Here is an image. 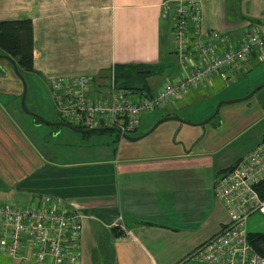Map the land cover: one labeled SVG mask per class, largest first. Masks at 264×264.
I'll return each instance as SVG.
<instances>
[{
	"label": "crops",
	"instance_id": "0c3cea01",
	"mask_svg": "<svg viewBox=\"0 0 264 264\" xmlns=\"http://www.w3.org/2000/svg\"><path fill=\"white\" fill-rule=\"evenodd\" d=\"M165 1L0 0V20L30 19L34 71L29 73L45 86L54 77L87 75L95 83L89 93H95L108 84L114 65L160 63L161 76L148 78L154 94L180 71L172 43L173 11H165ZM200 4L203 28L225 33L233 43L242 38L249 22L264 34V0ZM256 59L251 57L249 67ZM0 66V95L10 90L16 96L12 67ZM196 89L190 93H198ZM237 109H232L233 115L229 110L219 127L205 126L197 143L185 151L155 152L162 144L143 154L112 157L108 147L98 143L87 150L69 141L77 150L58 161L49 151L39 154L30 139L42 126L13 103L8 108L0 101V177L8 178L17 191H34L31 201L49 192L82 212L78 264H204L192 252L228 221L214 196V180L261 141L237 142L247 130ZM69 131L79 133L69 127L58 129V135L68 136ZM11 199L0 190V201ZM0 264L30 263L0 254Z\"/></svg>",
	"mask_w": 264,
	"mask_h": 264
},
{
	"label": "built area",
	"instance_id": "2783aa9c",
	"mask_svg": "<svg viewBox=\"0 0 264 264\" xmlns=\"http://www.w3.org/2000/svg\"><path fill=\"white\" fill-rule=\"evenodd\" d=\"M164 8L173 11L172 43L179 73L168 77L151 96L117 88L113 71L109 83L95 93H89L95 83L87 75L51 78L48 87L59 118L83 129L107 127L120 137L132 135L144 113L174 105L213 76L230 80L249 68L252 56L264 58V34L256 24L249 22L242 38L233 43L225 33L203 28L200 0H166ZM263 177L261 140L230 170L216 176L213 193L228 221L200 243L192 257L204 264H264V255L248 241L246 226L251 214L264 213V200L255 188ZM32 202L16 207L13 202L0 201V254L24 258L30 264L80 263L82 212L49 192H40Z\"/></svg>",
	"mask_w": 264,
	"mask_h": 264
},
{
	"label": "rangeland",
	"instance_id": "374dc122",
	"mask_svg": "<svg viewBox=\"0 0 264 264\" xmlns=\"http://www.w3.org/2000/svg\"><path fill=\"white\" fill-rule=\"evenodd\" d=\"M0 64H7L12 67L6 59L1 57ZM0 69L2 70L1 66ZM11 69V76L17 83L16 96L10 90L1 91L4 95H0V101L8 108L13 103L23 116L31 118L35 122V118L25 113L21 108L20 99L23 83L13 67ZM1 73H4V70ZM21 75L26 84L25 104L27 108L35 111L45 120L56 121V109L48 86H45L42 81L29 72L23 71ZM160 76L154 75L151 78L157 80ZM34 80H37V82L35 83ZM262 83H264V58L256 59L254 63L250 64L248 70H244L243 73L242 71L239 72L230 80L214 78L204 85L197 86L196 91L198 93L191 94L190 92L195 90L191 89L187 98L177 100L174 105H169L164 110L157 109L144 113L141 116L139 127L134 132L136 135L142 133L140 134L142 136L136 141H130L123 137H120V140H115L116 133L110 130L105 131L103 134L93 133L94 135L69 131L68 136H60L58 135V129L69 127L45 125L41 121L34 123L42 127H37L38 130H34L35 133L30 136V139L37 146L39 154L43 155V153L49 151L53 158L59 159L58 161L66 160L64 158L66 152L72 154L77 150L73 144L86 146L87 150H90L92 143H98L97 146L99 145V147H108L112 157L123 152L143 154L149 152L153 146L162 144L163 147L155 152L185 151L197 143V139L203 133L205 126H208L206 128L219 127L220 124L224 123V116L228 115V111L238 108L237 113L242 115H237V117L241 123L247 126V130L237 142L239 144L246 143L254 138L259 139L264 129V86L251 94L252 90ZM5 88L8 89V87ZM11 99L12 102H10ZM217 106L219 108L218 112L214 114ZM170 111L174 115L160 122L151 132L147 133L156 121ZM235 112L234 110L229 111V115H233ZM41 128L46 131L43 133ZM203 137H205V134ZM238 143L234 144L238 145ZM9 184L8 178L0 177V190L6 191L12 197L10 202H13L16 207L29 206L33 203L31 195L35 193L34 191H17ZM247 230L249 232H264V213L251 214L247 220Z\"/></svg>",
	"mask_w": 264,
	"mask_h": 264
},
{
	"label": "trees",
	"instance_id": "16d2710c",
	"mask_svg": "<svg viewBox=\"0 0 264 264\" xmlns=\"http://www.w3.org/2000/svg\"><path fill=\"white\" fill-rule=\"evenodd\" d=\"M0 52L14 59L20 73L23 74V71H34L33 32L30 19L0 20ZM161 67H163V65L160 63L149 65H114L112 70L114 83L117 88L130 90L136 93L143 92L151 96L153 93L149 91L148 78L152 75L159 74L161 72ZM163 116H171V113L166 112ZM35 120L39 121L37 119ZM56 121L64 122L59 117H57ZM73 127L79 129L77 126ZM105 131L96 130L88 134H103ZM110 131L115 132L113 128H110ZM115 136V140L120 139L118 133H116ZM261 140H264V129ZM234 165L228 167L224 171L230 170ZM255 188L259 197L264 200V177L256 184ZM248 241L257 252L264 255V232H248Z\"/></svg>",
	"mask_w": 264,
	"mask_h": 264
},
{
	"label": "water",
	"instance_id": "95a60500",
	"mask_svg": "<svg viewBox=\"0 0 264 264\" xmlns=\"http://www.w3.org/2000/svg\"><path fill=\"white\" fill-rule=\"evenodd\" d=\"M0 57L1 58H5L6 60H8L11 64H12V67H13V69H14V71H15V73L20 77V79L22 80V83H23V91H22V94H21V99H20V105H21V108H22V110L25 112V113H27V114H30V115H32L34 118H36L37 120H39V121H41L42 123H44V124H47V125H61V126H69V127H71L72 129H74L76 132H79V133H89V132H91V131H96V130H100V131H105V130H110V128H107V127H102V128H100V127H97V128H86V129H83V128H79V129H77V128H74L73 126H71V125H68L66 122H58V121H48V120H45L43 117H41L39 114H37V113H35V111H32V110H30V109H28L27 108V106H26V104H25V96H26V84H25V82H24V80H23V77H22V75H21V73H20V71L18 70V68H17V64H16V62L14 61V59H12L9 55H7V54H3V53H1L0 54ZM262 86H264V83H262V84H260L259 86H257V87H255L253 90H252V92H251V94L253 93V92H255L256 90H258L259 88H261ZM251 94H249V95H251ZM248 95V96H249ZM231 101H233V100H231ZM228 103H230V102H228ZM220 105V104H219ZM218 105V106H219ZM218 106H217V108H216V110H215V112H214V114H216L217 112H218ZM171 116H164V117H162L161 119H159L158 121H156L155 122V124L150 128V130L147 132V133H149V132H151L160 122H162V121H165V120H167V119H169ZM142 135H135V136H133V135H123V138H126L127 140H131V141H135V140H137V139H139L140 137H141Z\"/></svg>",
	"mask_w": 264,
	"mask_h": 264
}]
</instances>
